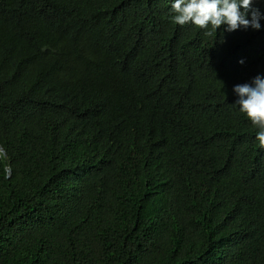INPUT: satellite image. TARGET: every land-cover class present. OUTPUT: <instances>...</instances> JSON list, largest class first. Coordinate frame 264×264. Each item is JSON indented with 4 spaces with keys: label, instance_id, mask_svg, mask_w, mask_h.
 Masks as SVG:
<instances>
[{
    "label": "trees",
    "instance_id": "obj_1",
    "mask_svg": "<svg viewBox=\"0 0 264 264\" xmlns=\"http://www.w3.org/2000/svg\"><path fill=\"white\" fill-rule=\"evenodd\" d=\"M261 23L0 0V264H264V146L232 92L264 75Z\"/></svg>",
    "mask_w": 264,
    "mask_h": 264
},
{
    "label": "clouds",
    "instance_id": "obj_2",
    "mask_svg": "<svg viewBox=\"0 0 264 264\" xmlns=\"http://www.w3.org/2000/svg\"><path fill=\"white\" fill-rule=\"evenodd\" d=\"M257 0H170L172 21L180 26L193 24L208 35L218 29L233 32L238 29L261 30L264 12L253 7ZM238 63L243 64L241 59ZM236 96L233 105L243 113L257 129L256 141L264 146V75L257 74L250 82L236 84L232 88ZM0 160L7 161L4 150ZM8 167L6 165L5 172Z\"/></svg>",
    "mask_w": 264,
    "mask_h": 264
}]
</instances>
